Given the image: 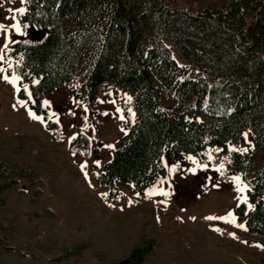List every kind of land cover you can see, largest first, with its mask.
<instances>
[{"label":"trees","instance_id":"trees-1","mask_svg":"<svg viewBox=\"0 0 264 264\" xmlns=\"http://www.w3.org/2000/svg\"><path fill=\"white\" fill-rule=\"evenodd\" d=\"M19 19L40 28L43 38L9 43L5 55L15 60L31 108L48 129L58 123L41 101L59 87L73 83L74 100L96 109V119L100 97L131 94L133 120L126 115V131L97 175L111 197L117 182L144 195L166 173L164 158L206 160V150L215 148V162L250 188L246 230L235 231L264 243V0L199 8L176 0H26ZM247 132L249 148L229 146L246 143ZM72 146L87 148L90 138L79 133ZM75 184L85 187L76 168L63 171L0 146V264H264L211 245L192 220L177 234L159 233L153 210L140 215L137 209L112 236L87 220ZM142 203L138 198L137 206ZM9 209L63 245L44 252L30 244L34 229L12 224L4 217ZM247 210L245 203L235 209L239 218ZM210 222L230 227L220 220L200 224Z\"/></svg>","mask_w":264,"mask_h":264},{"label":"rangeland","instance_id":"rangeland-1","mask_svg":"<svg viewBox=\"0 0 264 264\" xmlns=\"http://www.w3.org/2000/svg\"><path fill=\"white\" fill-rule=\"evenodd\" d=\"M167 1L175 5V0ZM214 2L220 3L221 0H176L182 7L193 3L198 8ZM19 8L26 9V0H0V24L6 26L0 29V146L10 148L23 158L43 160L63 171L76 168L85 187L79 184L73 186L77 189L74 196H78L75 201L78 205L81 202L87 206V220L112 236L118 234L115 225L137 209L140 215L153 210L156 218L153 227L159 233L177 234L188 220H192L193 226L211 245L219 246L237 258L243 255L263 259L264 243L244 239L235 231L246 230V217L253 207L249 199L250 188L240 174H229L224 162H215L218 149L208 148L206 160L194 154H187L177 162L164 158L166 173L150 182L144 195L137 194L129 182H117L114 197L109 195V189L98 182L97 175L111 158L115 141L126 131L123 126L126 115L133 120L131 94L119 91L115 96L112 91L109 96L100 97L98 107L101 115L96 119V109L74 100L73 83L59 87L41 101L48 108L50 118L58 123L57 129H48L42 115L31 108L32 94L28 84L21 83L14 71L15 60L5 55L9 43L17 40L39 41L44 35L36 25L21 23L19 15L22 13L15 11ZM12 25H17L19 31ZM21 89H24L25 97L19 96ZM95 119L98 126L93 121ZM79 133L88 135L89 147L79 150L72 146ZM248 137L249 132L246 143L229 146L245 150L251 145ZM138 198L143 199L140 206H137ZM241 203L248 208L243 218H239L235 211ZM4 217L17 227L27 225L33 228L30 244L44 252L63 245L55 233L45 228L36 229L34 223L27 221L25 213L16 214L9 209ZM221 217L224 219H219ZM202 219L220 220L230 227L213 222L202 225Z\"/></svg>","mask_w":264,"mask_h":264},{"label":"snow or ice","instance_id":"snow-or-ice-1","mask_svg":"<svg viewBox=\"0 0 264 264\" xmlns=\"http://www.w3.org/2000/svg\"><path fill=\"white\" fill-rule=\"evenodd\" d=\"M9 11H12V10L10 9ZM15 11H16V12H19V13H23V12L25 11V9H24V8H19V9H15ZM5 27H6L5 25L0 24V29H3V28H5ZM12 27L16 28V30L19 31V28H18L17 25H12ZM5 79H7V77H5ZM36 118L39 119V117H36ZM109 147H111V146H109ZM97 163H98V162H97ZM236 179L238 180L239 177H236ZM208 219H217V218H215V217H208ZM219 219H224V218L221 217V218H219ZM241 227H243V225H241Z\"/></svg>","mask_w":264,"mask_h":264}]
</instances>
